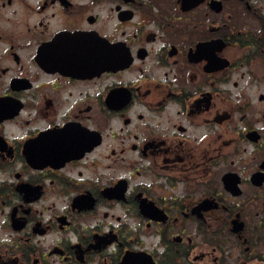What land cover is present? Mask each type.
<instances>
[{"label":"flooded vegetation","instance_id":"flooded-vegetation-1","mask_svg":"<svg viewBox=\"0 0 264 264\" xmlns=\"http://www.w3.org/2000/svg\"><path fill=\"white\" fill-rule=\"evenodd\" d=\"M0 264H264V0H0Z\"/></svg>","mask_w":264,"mask_h":264}]
</instances>
